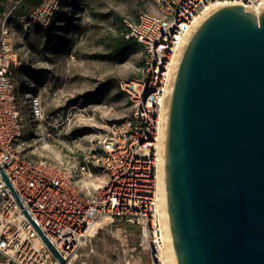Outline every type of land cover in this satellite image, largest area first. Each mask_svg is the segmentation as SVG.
Here are the masks:
<instances>
[{"label":"built area","instance_id":"2783aa9c","mask_svg":"<svg viewBox=\"0 0 264 264\" xmlns=\"http://www.w3.org/2000/svg\"><path fill=\"white\" fill-rule=\"evenodd\" d=\"M66 0H40L26 18L30 25L52 26ZM155 12L127 22L122 36L143 47L141 75L122 77L119 89L131 112L107 122L100 146L75 164L36 160L22 154L25 123L13 69L18 57L8 25L0 20V257L14 264H75L79 251L103 223L125 220L140 229L152 264L161 258L163 230L155 181L161 155L159 136L179 53L204 20L222 5L255 7L261 0H154ZM1 18V17H0ZM34 120L44 118L40 98L31 100ZM100 170L104 186L96 193L87 179ZM7 175L11 187L7 184ZM110 221L105 222L107 218Z\"/></svg>","mask_w":264,"mask_h":264},{"label":"water","instance_id":"95a60500","mask_svg":"<svg viewBox=\"0 0 264 264\" xmlns=\"http://www.w3.org/2000/svg\"><path fill=\"white\" fill-rule=\"evenodd\" d=\"M185 46L165 146L177 264H264V8L223 5Z\"/></svg>","mask_w":264,"mask_h":264},{"label":"rangeland","instance_id":"374dc122","mask_svg":"<svg viewBox=\"0 0 264 264\" xmlns=\"http://www.w3.org/2000/svg\"><path fill=\"white\" fill-rule=\"evenodd\" d=\"M37 2L5 3L6 13L11 12L8 25L18 57L13 76L26 126L20 148L28 158L75 164L97 150L107 122L131 112L118 83L122 77L141 75L144 49L116 45L127 22L155 12V1L66 0L52 26L27 29L26 16ZM35 97L43 104L41 121L34 120L29 109ZM87 180L96 193L105 177L96 170ZM75 260L152 264L140 243V229L128 231L119 222L103 223Z\"/></svg>","mask_w":264,"mask_h":264},{"label":"bare ground","instance_id":"6f19581e","mask_svg":"<svg viewBox=\"0 0 264 264\" xmlns=\"http://www.w3.org/2000/svg\"><path fill=\"white\" fill-rule=\"evenodd\" d=\"M223 6V5H222ZM264 8V0H261L260 3L252 8L245 7V9L250 13L259 14V12ZM210 14L209 11H207L204 15V19L207 18V16ZM201 23V22H200ZM184 49L179 53L178 59L176 60L175 64V70H174V76L176 74L179 60L182 55V52ZM175 79V78H174ZM174 82V80H173ZM173 84V83H172ZM171 90V89H170ZM170 96L171 92L169 93V96L166 99V102L164 103V109L160 115V122H162L161 129H160V136H159V147H160V158L158 161V170L157 175L155 178V181L157 182V191H158V197H159V204H158V213L160 214V220H161V228L163 230V247L161 249V258L163 259L164 264H177V257H175V251H174V244L172 242V235H171V227H170V221H169V213L167 212V197H166V182H165V174H166V153L165 152V146H166V131H167V116L170 110ZM40 127H38L37 133L39 132ZM107 220H111V218H107ZM105 220V222H107Z\"/></svg>","mask_w":264,"mask_h":264},{"label":"trees","instance_id":"16d2710c","mask_svg":"<svg viewBox=\"0 0 264 264\" xmlns=\"http://www.w3.org/2000/svg\"><path fill=\"white\" fill-rule=\"evenodd\" d=\"M132 45H137V44L134 43V42H132V43L127 42V41L123 38V36L121 35L120 40L118 41V43H117V45H116V48L125 50V49H129ZM114 222H119V223H121V226H122L124 229L128 230V231L131 230L132 228L136 227V226H134V225L129 224V223L126 222L125 220H119V219H117V220H115ZM136 228H137V227H136Z\"/></svg>","mask_w":264,"mask_h":264},{"label":"crops","instance_id":"0c3cea01","mask_svg":"<svg viewBox=\"0 0 264 264\" xmlns=\"http://www.w3.org/2000/svg\"><path fill=\"white\" fill-rule=\"evenodd\" d=\"M10 0H0V16L3 15V13H6L7 12V5H5L6 2H9ZM22 1H25V0H14V4H19L21 3ZM37 4L40 2V0H37ZM0 264H14L12 262H7L5 261V259L2 257H0Z\"/></svg>","mask_w":264,"mask_h":264}]
</instances>
